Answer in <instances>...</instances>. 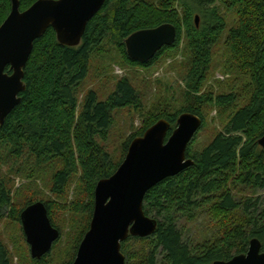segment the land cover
<instances>
[{"label":"trees","instance_id":"16d2710c","mask_svg":"<svg viewBox=\"0 0 264 264\" xmlns=\"http://www.w3.org/2000/svg\"><path fill=\"white\" fill-rule=\"evenodd\" d=\"M35 1L19 0V10H26ZM220 7L235 17V24L228 28L224 38L226 22ZM9 12L10 1L0 0V25ZM162 24H172L176 28L175 43L162 48L146 64L130 60L126 55L125 39L137 31ZM182 39L188 55L183 78L184 106L147 117L142 130L133 138L142 136L161 119L170 125L168 137L182 113L198 116L203 126L202 108L213 101L220 111L230 109L231 113L223 131L201 151L192 152L188 145L186 156L193 160L191 167L147 191L143 212L145 215L154 212L161 222L158 221L152 236L128 237L121 243L125 264L228 261L246 253L253 238L264 248V201L250 195L237 202L231 193V186L237 182L253 195L264 191V149L257 144L264 135V0H105L88 22L77 47L60 45L52 28L34 41L23 69L25 90L19 94V104L0 125L3 164H9L31 181L41 178L43 182L46 176L44 184L50 193L62 199V203L48 202L38 193H30L15 210L11 191L0 182V220L8 214L20 224L22 210L41 202L51 225L62 233L66 221L56 225L51 212L56 208L60 212L68 209L73 215L65 245L59 238L48 254L39 260L29 256L27 264L73 262L89 227L94 187L98 181L110 177L120 164V161L113 162L103 147L112 125V113L125 107L141 108L138 93L123 78L116 82L114 91L105 100H98L94 91H88L77 112L78 93L89 75L91 62L105 60L109 49L114 48L128 64L146 67L178 48ZM219 46L230 66L246 76L247 85L244 86L248 87V97L240 107L232 91L215 97L200 93ZM5 71L10 73L9 68ZM128 144L129 140L121 146V154L126 152ZM72 183L76 187L75 197L65 206V198L61 197H67ZM32 187L34 192L38 191L36 184ZM197 213H207L217 227L214 233L202 237L205 239L200 245L194 243L186 226L180 224L182 220L189 224ZM133 242L146 246L134 250ZM0 264H11L1 237Z\"/></svg>","mask_w":264,"mask_h":264},{"label":"water","instance_id":"95a60500","mask_svg":"<svg viewBox=\"0 0 264 264\" xmlns=\"http://www.w3.org/2000/svg\"><path fill=\"white\" fill-rule=\"evenodd\" d=\"M9 1L10 12L0 25V125L19 104V94L25 90L23 69L34 41L52 28L60 45L77 47L88 22L105 2L37 0L20 11L19 0ZM195 24H198L197 16ZM175 41L176 28L172 24H162L131 34L124 44L130 60L146 64ZM169 127V123L161 119L142 136L132 139L116 171L97 182L89 227L71 264H125L121 243L128 237L143 239L155 233L158 222L144 214V196L161 181L193 165V160L186 156V149L201 129L202 120L196 115L182 113L167 137ZM257 144L264 149V135ZM19 219L30 257L41 259L59 239V231L51 225L41 202L27 206ZM212 264H264V248L253 238L246 253Z\"/></svg>","mask_w":264,"mask_h":264},{"label":"rangeland","instance_id":"374dc122","mask_svg":"<svg viewBox=\"0 0 264 264\" xmlns=\"http://www.w3.org/2000/svg\"><path fill=\"white\" fill-rule=\"evenodd\" d=\"M175 8L179 11V8L176 6ZM221 15L226 22V29L222 34L224 38L228 28L235 24V17L232 12H226L223 8L221 9ZM109 52L110 54L106 55L108 58H105V60L96 59L91 62L89 75L83 82L78 93L77 112H79L83 98L88 91H94L98 100H105L114 91L116 82L123 78L129 82L139 95L141 108L134 110L133 108L125 107L114 110L112 113L111 128L108 131L106 140L103 142V147L111 155L110 157L113 162L120 161L121 164L126 153L121 154V146L128 140L130 143L132 139L136 138H133V136L142 130L144 126L143 122L147 117L149 118L153 114H158L162 110L172 112L184 106L183 92L185 91V87L183 78L188 66V55L185 53L183 39L178 48L166 52L157 61L146 67L128 64L120 58L117 50L114 48H110ZM246 83V76L237 73L232 65L230 66V63L227 62V58L223 54L222 47L219 46L218 48L216 47L211 68L200 93L206 92L215 97L216 95L226 94L232 91L237 96L236 105L240 107L247 101L248 87L245 88L244 86ZM230 113V109L220 111L214 101L213 103L204 104L202 108L204 123L190 142L189 147L192 152L197 153L201 151L211 142L216 134L223 131ZM0 161H2L0 162V182L4 183L6 188L11 191L12 207L15 210H18L21 201L24 198L26 199V196H29L30 193L31 195L38 193L44 201L62 203V199H58L50 193L46 183L44 184L46 176H43V182L41 178L36 179V181H31L19 175L18 172L9 167V164H3V159H0ZM231 180L233 179L231 178ZM33 184H36L37 192H34V187L31 188ZM75 190V183H72L67 197H61L63 199L65 198V206H69L72 203L75 197ZM249 191L238 182L237 185L231 186V193L237 202L241 198H247L250 195L253 199L260 198L261 201H264V191H258L255 195ZM60 211L57 208L54 209L51 212V216L56 225L61 224L64 220L68 222L63 224L65 226L63 227L64 231H60L62 233H60L59 237L62 245H65L67 239L66 234L72 228L69 223L73 215L68 209L65 212ZM77 213L79 214L77 216H81L82 218V214L80 212ZM146 216L155 219L157 222H161V219L154 212ZM180 224L186 226L188 236H191L194 243L199 245L205 239L202 237L214 233L217 229L215 226L216 221H213L207 213L198 214L189 224L185 220L180 221ZM0 237L9 251L11 264H27V257L30 256V253L29 247L25 242L21 223L19 224L13 219H10L7 214L0 220ZM132 246L134 250H141L146 245L133 242ZM58 249L65 250L64 247H58Z\"/></svg>","mask_w":264,"mask_h":264}]
</instances>
